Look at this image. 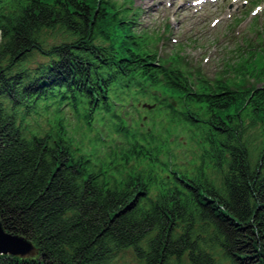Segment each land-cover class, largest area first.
I'll return each instance as SVG.
<instances>
[{
	"label": "trees",
	"instance_id": "16d2710c",
	"mask_svg": "<svg viewBox=\"0 0 264 264\" xmlns=\"http://www.w3.org/2000/svg\"><path fill=\"white\" fill-rule=\"evenodd\" d=\"M116 6L0 0V218L37 249L0 255V264H115L126 248L139 264H219L216 256L264 264V101L224 87L208 119L183 113L201 132L192 137L206 143L205 160L213 159L209 172L201 165L187 181L161 178L149 163L133 175L120 167L111 174L107 161L89 164L67 139L65 117L30 126L42 99L74 94L78 80L103 84L107 68L134 66L136 45ZM48 35L62 37L50 43ZM33 53L49 61L30 68Z\"/></svg>",
	"mask_w": 264,
	"mask_h": 264
},
{
	"label": "water",
	"instance_id": "95a60500",
	"mask_svg": "<svg viewBox=\"0 0 264 264\" xmlns=\"http://www.w3.org/2000/svg\"><path fill=\"white\" fill-rule=\"evenodd\" d=\"M36 246L27 237L8 232L0 218V255L34 256Z\"/></svg>",
	"mask_w": 264,
	"mask_h": 264
},
{
	"label": "rangeland",
	"instance_id": "374dc122",
	"mask_svg": "<svg viewBox=\"0 0 264 264\" xmlns=\"http://www.w3.org/2000/svg\"><path fill=\"white\" fill-rule=\"evenodd\" d=\"M61 37L57 35L56 36L48 35V41L50 43L59 42L61 40ZM47 60L48 59L46 57H43L42 55L35 53L32 56L31 62H29V66L31 68H35L40 62H46ZM216 257L219 261V264H229L224 259L219 258V256ZM113 262L115 264H139V260L135 255L133 248H126L116 252L113 258Z\"/></svg>",
	"mask_w": 264,
	"mask_h": 264
}]
</instances>
